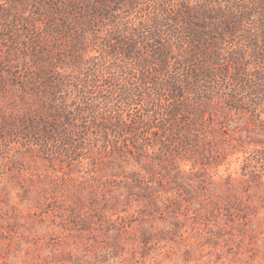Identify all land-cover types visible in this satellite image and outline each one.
Returning a JSON list of instances; mask_svg holds the SVG:
<instances>
[{
    "label": "rangeland",
    "instance_id": "1",
    "mask_svg": "<svg viewBox=\"0 0 264 264\" xmlns=\"http://www.w3.org/2000/svg\"><path fill=\"white\" fill-rule=\"evenodd\" d=\"M69 1L0 0V264H264L263 123L247 113L226 115L222 106L202 119L195 99L168 117L170 100L162 112L125 107L108 121L115 142L143 143L140 156L107 152L101 126L88 131L98 139L92 151L75 146L82 138L63 143L61 136L44 149L43 130L63 109L19 82L40 71H81L80 64L86 71L124 65L163 82L189 43L218 41L226 48L237 40L230 34L236 26L263 27L264 0H182L189 4L188 24H179L182 39L164 41L168 65L157 73L141 61L153 53L145 40L137 38L134 59L108 56L91 35L105 34L112 23L75 20ZM72 1L80 12L119 5L121 16L138 25L150 10L164 4L173 11L180 0ZM201 5L219 10L211 18ZM48 7L65 11L67 23L38 14ZM259 58L247 52L252 69ZM193 66L181 65L182 72L202 74L200 61ZM77 104L66 102L73 116ZM61 119L58 124L69 125Z\"/></svg>",
    "mask_w": 264,
    "mask_h": 264
},
{
    "label": "trees",
    "instance_id": "2",
    "mask_svg": "<svg viewBox=\"0 0 264 264\" xmlns=\"http://www.w3.org/2000/svg\"><path fill=\"white\" fill-rule=\"evenodd\" d=\"M99 1L104 3L105 0ZM69 2L71 7L67 13L73 16L75 20L93 19L99 25L100 22L104 21L105 24L112 23V28L108 29L105 34L92 31L91 35L92 40L100 42L102 50L108 56L121 54L134 59V53L139 49L137 38L145 40V46L150 48L153 53L143 56L141 61L144 64L148 63L146 65L151 66V72L155 73L168 65L169 57L165 51L164 41H171L175 38L182 39L183 28L180 25L187 26L188 24L189 11L186 13L185 9L189 7L190 0L188 3L180 0L179 7L173 11L162 4L153 12L150 10L149 17L142 20L138 25H133L128 19L121 16L122 8L119 5L116 8L114 6L108 8L96 6L94 10L83 8V11L80 12L72 0ZM200 10L201 14L205 13L214 18L211 15L213 14L212 11L219 9H211L201 5ZM38 14H41L42 17L52 15L63 24L67 23L65 11L58 7H48ZM242 28L243 26L238 25L234 30H231V36L237 37V40L226 48L222 47L218 41L207 44L189 43L190 48H185L183 56L177 58V66L171 70L169 78L163 82L154 81L152 79L153 74L146 72L140 74L124 65H122L121 71H86L80 64L81 71H54L53 73L40 71L35 76L22 77L19 81L21 86L32 88L36 92H43L59 105L58 108L63 109L62 113L58 112V115H53L54 120H56L55 123H47L48 129L43 130L47 140L44 149H49L51 141L56 136H61L63 143H68L72 138H82L83 140H80L75 146L92 151L99 148L98 139L88 136V131L90 129L94 131L96 127L101 126L107 135L103 138L107 142L105 147L107 152H112L114 156L124 157L122 154L136 151L140 156L139 151L143 150V143L130 139L115 142L110 138L108 121L114 117L113 114L125 107L137 111H149L154 107L156 113L162 112L170 100L172 105L169 104L171 109L167 110L168 117L176 116L175 111L179 110L178 107L189 108L190 100L195 99L201 103L195 111L202 119L205 118L210 107L222 106L226 115L231 111L247 113L253 119L264 124L262 118L264 114V50L262 46L264 45V26L254 31L242 30ZM128 31L131 33L127 34V39H119L122 32ZM239 31L243 33H238ZM194 34L201 35L199 32H194ZM111 41H116L115 44L118 41L119 43L112 47ZM247 52L255 57H260L259 60L255 61L254 69L250 67ZM197 60L200 61L199 71L202 74L193 69L190 70L192 73L190 71L182 72L181 65L193 66ZM202 60L217 65L220 71H216L217 73L212 71L208 64L201 62ZM87 61L85 59L82 64L87 63ZM193 68L195 67L193 66ZM113 72H117L120 76L117 78V82H114V75L111 76ZM101 73L110 74L111 77L103 79ZM212 75H215L216 79ZM217 77H221L222 81L218 80ZM104 89L108 90V97L100 99ZM67 90L73 91L76 95L69 94L68 98L65 97ZM165 90H169L170 93L166 95ZM69 98L78 103L76 106L77 113L74 116L72 111L67 108L70 106L66 105ZM175 100L178 102H172ZM100 111L105 114L103 119H99ZM208 115L213 114L209 112ZM61 118L68 120L69 125L58 124L57 121L62 122ZM50 127L57 135L52 134Z\"/></svg>",
    "mask_w": 264,
    "mask_h": 264
}]
</instances>
